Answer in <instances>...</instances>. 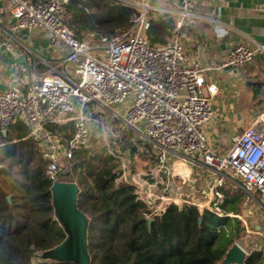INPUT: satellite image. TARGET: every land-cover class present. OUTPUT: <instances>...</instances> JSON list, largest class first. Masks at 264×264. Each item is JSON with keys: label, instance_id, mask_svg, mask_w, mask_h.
Returning <instances> with one entry per match:
<instances>
[{"label": "built area", "instance_id": "1", "mask_svg": "<svg viewBox=\"0 0 264 264\" xmlns=\"http://www.w3.org/2000/svg\"><path fill=\"white\" fill-rule=\"evenodd\" d=\"M4 1L12 16L11 30H43L51 42L67 47L65 61L74 68V76L49 72L34 77L26 86L0 89V130L19 119L38 136L47 122H74L73 134L64 140L65 145L58 144L53 153L44 154L51 158L48 173L54 179L61 169L60 157L68 160L76 149L90 143V115L96 108L83 110L92 105L133 131L134 140L142 139L151 147L156 160L154 175L163 178L152 207L144 200L154 213L176 203L178 195L188 199V192L172 174L169 158L174 157L196 170L210 172L212 197L208 207L219 215L224 214L220 205L228 185L243 191V210L252 214L251 206H255L264 215V110L255 123L232 136L225 152L213 147L206 128L214 115L218 84L206 80L207 67L187 57L184 46L190 39L184 26L198 15L192 10L196 0H177L175 10L155 6L149 0H129L138 10L131 26L111 40L104 37L99 45L78 39L65 23L68 0ZM155 12L176 16L171 34L157 44L148 38ZM258 51L264 52V42L255 47L235 44L221 68L242 66ZM192 199L191 204H196Z\"/></svg>", "mask_w": 264, "mask_h": 264}, {"label": "trees", "instance_id": "2", "mask_svg": "<svg viewBox=\"0 0 264 264\" xmlns=\"http://www.w3.org/2000/svg\"><path fill=\"white\" fill-rule=\"evenodd\" d=\"M128 1L68 0L64 21L78 39L99 45L131 26L138 10ZM174 25L173 13L156 12L148 30L151 43L164 42ZM42 130L69 139L74 122H47ZM129 144V156L140 150L134 141ZM45 152L42 140L22 120L0 130V264H76L42 256L67 235L55 212V179L48 173L51 158ZM122 161L121 152L91 137L58 172L78 186L90 264H221L245 232L233 215L243 207V191L227 186L223 215L187 202L170 203L154 213L137 186L120 178ZM245 264H264L263 250H250Z\"/></svg>", "mask_w": 264, "mask_h": 264}, {"label": "crops", "instance_id": "3", "mask_svg": "<svg viewBox=\"0 0 264 264\" xmlns=\"http://www.w3.org/2000/svg\"><path fill=\"white\" fill-rule=\"evenodd\" d=\"M164 2L163 7L172 10L178 6L177 0ZM192 10L198 15L189 19L184 26L190 35V39L184 43L185 53L207 67L205 76L208 82L218 84L213 104L214 115L206 133L213 147L223 153L231 145L233 135L255 123L259 111L255 113L254 108H264L263 51H258L250 62L242 66L221 68L222 60L235 44L255 47L264 42V0H196ZM11 22L9 5L0 0V89L12 85L26 86L33 77L49 72L59 71L74 76L73 65L65 61L67 47L57 41L51 42L39 28L13 31L10 29ZM248 84H254L260 90L255 103L246 93ZM123 164L124 160L120 178L133 182L140 198L149 201L151 206L163 185L162 176L158 177V186L150 185L143 179L136 181ZM169 165L177 182L182 183L188 192V199L178 195L175 197L176 203H191L189 200L193 197L192 200L197 202L193 205L208 207L212 197L210 172L206 169L196 170L174 157L169 158Z\"/></svg>", "mask_w": 264, "mask_h": 264}, {"label": "rangeland", "instance_id": "4", "mask_svg": "<svg viewBox=\"0 0 264 264\" xmlns=\"http://www.w3.org/2000/svg\"><path fill=\"white\" fill-rule=\"evenodd\" d=\"M150 1L151 4L156 6L163 7L165 5V0ZM32 77L33 76H31V78ZM247 86L248 87L246 89V93L249 96V99H251L255 103V98L260 94V90L254 84H248ZM87 106L89 109H84V112L88 110L91 111L92 108H96L95 112L90 115L92 137L98 138L109 145L111 150H117L118 152H121L124 160L123 165L127 168L126 171H129L131 174L130 176L136 179V181H141L143 179L147 183H150V185L158 186V176L154 175L156 160L151 147L141 141L142 139L134 140L135 133L130 129L122 127L121 122L113 118V116L108 112L98 107H93L92 105ZM262 110H264V108H254L255 113H257L258 111L260 113ZM45 133L47 132L42 130V133L38 135V138L42 140L43 147L47 153H53L54 148H56L58 144H60L61 147L65 145L64 140L66 139H62L59 136ZM130 141H134L140 148V150L135 154H132V156H129L130 151L126 150V146L130 145ZM142 146H144V148ZM58 163L60 164V166H65V164H67L64 157H60ZM58 179L70 181V178L68 176H59ZM251 208H253L254 210L252 214L248 213L247 210H243V208H241L238 212V215L240 216L238 218L241 220V223L245 228V232L236 242L247 253L253 249H261L264 252V215L260 213L255 206H251Z\"/></svg>", "mask_w": 264, "mask_h": 264}, {"label": "water", "instance_id": "5", "mask_svg": "<svg viewBox=\"0 0 264 264\" xmlns=\"http://www.w3.org/2000/svg\"><path fill=\"white\" fill-rule=\"evenodd\" d=\"M51 189L57 218L67 235L60 244L46 251L42 256L71 260L76 264H90L86 242L87 218L77 206L79 191L77 184L73 181L55 179ZM148 222H151V218H148ZM247 254L237 242H234L226 251L221 264H245Z\"/></svg>", "mask_w": 264, "mask_h": 264}]
</instances>
